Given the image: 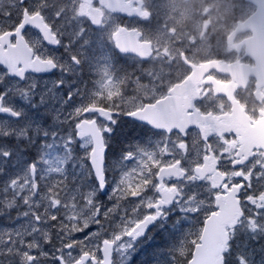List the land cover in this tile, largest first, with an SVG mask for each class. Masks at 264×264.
<instances>
[{"label":"snow or ice","instance_id":"obj_1","mask_svg":"<svg viewBox=\"0 0 264 264\" xmlns=\"http://www.w3.org/2000/svg\"><path fill=\"white\" fill-rule=\"evenodd\" d=\"M166 27L157 0H0V264H264V142Z\"/></svg>","mask_w":264,"mask_h":264},{"label":"flooded vegetation","instance_id":"obj_2","mask_svg":"<svg viewBox=\"0 0 264 264\" xmlns=\"http://www.w3.org/2000/svg\"><path fill=\"white\" fill-rule=\"evenodd\" d=\"M247 35H248V33H242V34L239 35V38L241 40H244L247 37Z\"/></svg>","mask_w":264,"mask_h":264}]
</instances>
